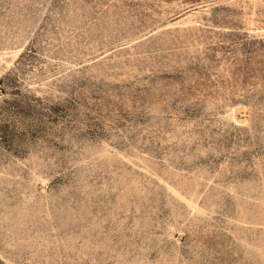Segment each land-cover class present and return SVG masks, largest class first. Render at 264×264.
Masks as SVG:
<instances>
[{"label": "rangeland", "instance_id": "rangeland-1", "mask_svg": "<svg viewBox=\"0 0 264 264\" xmlns=\"http://www.w3.org/2000/svg\"><path fill=\"white\" fill-rule=\"evenodd\" d=\"M0 264H264V0H0Z\"/></svg>", "mask_w": 264, "mask_h": 264}, {"label": "bare ground", "instance_id": "bare-ground-1", "mask_svg": "<svg viewBox=\"0 0 264 264\" xmlns=\"http://www.w3.org/2000/svg\"><path fill=\"white\" fill-rule=\"evenodd\" d=\"M236 113H237V111L234 110V111H233V115H237ZM237 117H238V116H237ZM235 118H236V117H235ZM235 118H234V119H235ZM188 203H189V202H188ZM189 204H190V203H189ZM190 205H192V204H190ZM194 207H195V206H194Z\"/></svg>", "mask_w": 264, "mask_h": 264}]
</instances>
